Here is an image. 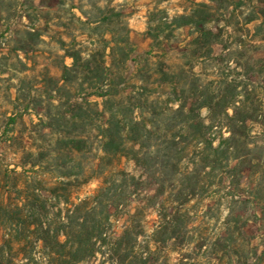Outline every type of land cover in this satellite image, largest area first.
Returning <instances> with one entry per match:
<instances>
[{"label": "trees", "instance_id": "1", "mask_svg": "<svg viewBox=\"0 0 264 264\" xmlns=\"http://www.w3.org/2000/svg\"><path fill=\"white\" fill-rule=\"evenodd\" d=\"M184 1L186 15L150 17L142 66L128 27L116 40L119 17L109 42L66 51L60 81L46 78L43 132L4 134L17 164L0 169V264H169L172 255L173 264H264L246 234L250 222L264 224V158L251 150L254 129L264 136V93L252 82L264 58L250 49L254 38L264 44V0ZM184 29L185 54L212 60L223 49L210 87L192 69L166 67ZM247 177L249 193L236 196Z\"/></svg>", "mask_w": 264, "mask_h": 264}, {"label": "rangeland", "instance_id": "2", "mask_svg": "<svg viewBox=\"0 0 264 264\" xmlns=\"http://www.w3.org/2000/svg\"><path fill=\"white\" fill-rule=\"evenodd\" d=\"M190 1L208 4L206 0ZM190 9L191 6L184 0H0V169H14L17 164L15 151L3 145L5 133L25 136L43 132L38 126L39 119H44L49 108L45 92L46 78L60 81L62 65L70 67L72 64L65 59L66 51H77L79 47L82 51L91 50L89 43L100 39L109 42V32L117 28L116 40L121 41L124 38L122 31L128 27L132 31L131 42L136 50L134 58L142 66L150 46L145 33L152 14L166 11L171 17L183 16ZM117 17L120 25L116 28L112 26V21ZM189 33L188 29L175 33V40L169 45L165 59L166 67L171 74H178L183 69L184 72H190L192 69L195 74H201L198 86L210 87L219 81L216 80L220 76L221 61L218 60L224 56L223 49L214 46L212 60L204 59V54L196 58L185 54L183 48L189 40ZM260 40L254 38V43L250 45L254 59L264 58V44ZM229 44H234V40ZM229 56L233 60L230 66L234 67L233 63L239 60V56L235 53ZM119 69L121 71L122 67ZM135 82L137 84V80ZM252 82L256 84L258 92L263 94L264 91L259 90L264 86V76H255ZM137 85L141 86L139 83ZM149 90L153 89L150 87ZM77 97L76 93H72L74 104L79 102ZM90 101L101 106V101ZM62 110L55 109L53 113L61 114ZM206 116L207 113L203 112L202 118ZM12 119H17L14 125L10 121ZM223 135L225 138L228 136L226 131H223ZM251 142L255 145L252 152L264 158V136L258 128L254 129ZM123 169L138 175L131 163H124ZM253 181L247 177L243 191L237 192L236 196L248 194V184ZM261 181L264 182V175ZM98 187L99 183L94 182L82 188L78 192L79 196H91ZM148 193L152 194V191ZM252 215L253 212L248 213V216ZM122 224L120 222L116 226L117 235L121 234ZM246 234L255 239L253 246L259 252H264V224L250 222ZM176 259L177 256H170L169 264H173ZM94 264H104V259L98 257Z\"/></svg>", "mask_w": 264, "mask_h": 264}]
</instances>
